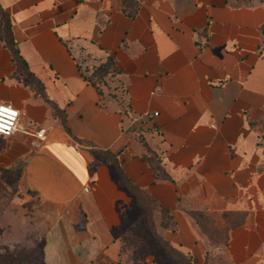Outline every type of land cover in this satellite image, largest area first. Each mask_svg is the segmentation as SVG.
<instances>
[{
    "label": "crops",
    "instance_id": "crops-1",
    "mask_svg": "<svg viewBox=\"0 0 264 264\" xmlns=\"http://www.w3.org/2000/svg\"><path fill=\"white\" fill-rule=\"evenodd\" d=\"M0 3L71 131L12 78L1 48L0 104L47 134L0 139V192L10 191L3 171L21 174L2 216L20 243L38 244L45 264H167L159 234L192 264H264V0ZM110 57L127 92L113 108L82 75ZM149 150L166 179L144 159ZM114 156L169 213L135 215L137 232L152 235L135 259L123 248L137 198Z\"/></svg>",
    "mask_w": 264,
    "mask_h": 264
},
{
    "label": "trees",
    "instance_id": "trees-1",
    "mask_svg": "<svg viewBox=\"0 0 264 264\" xmlns=\"http://www.w3.org/2000/svg\"><path fill=\"white\" fill-rule=\"evenodd\" d=\"M0 49L6 48L12 56V61L16 66V71L13 74V79L16 81L23 82L26 86H30L35 93L43 98L50 106L51 108L61 117L63 118V127L64 129L71 134V131L67 125L66 122V116L65 112L61 110L54 101H52L45 90L44 84L42 81L30 70L27 62L22 57L20 53L19 44L15 39L14 30H13V22L12 18L9 15V13L3 8V6L0 3ZM80 68V67H79ZM81 69V68H80ZM118 70L116 68V63L113 58H108L105 62L98 65L97 68H94V70L91 72L90 75H86L82 71V75L85 78V80L89 81L91 84H93L100 96L103 106H105V95L103 91L102 85L107 86L108 81H103L104 78L107 75H110L112 79L119 78L118 77ZM106 79V78H105ZM120 80V79H119ZM121 86L124 89L125 94L126 89L124 88V83L120 80ZM144 159L149 161L151 164V167L158 179H166L167 175L164 170L163 161L159 157V155L152 150H149V154H145ZM112 164L116 167L120 181L123 183V185L133 194L135 197L143 196L146 198V200L151 203V205L156 207V212H163L164 214H169L168 211H165L164 209H161L157 206L155 200H153L150 196L147 195V193L138 187H136L125 175L124 171L120 168L117 157L114 156L112 160ZM21 177L20 173H12L10 171H3L2 173V179L4 183L7 184V186L11 188H15L17 191V183ZM138 199V198H137ZM147 217H151L152 214H146ZM154 238L159 242L161 248L164 250L166 257H167V264H170L171 262L176 264H192V261L190 257L183 252L179 251L178 249L174 248L170 243H168L162 236L159 234H154ZM0 264H30L29 258L25 257L24 255L19 254L17 257L12 256L8 253L5 254V250L0 251ZM41 264H45L42 262Z\"/></svg>",
    "mask_w": 264,
    "mask_h": 264
},
{
    "label": "rangeland",
    "instance_id": "rangeland-1",
    "mask_svg": "<svg viewBox=\"0 0 264 264\" xmlns=\"http://www.w3.org/2000/svg\"><path fill=\"white\" fill-rule=\"evenodd\" d=\"M1 21V16H0ZM98 66H94V68H97ZM91 69V72L94 70ZM106 78V79H105ZM104 78L103 81L107 82L108 85H102L104 95H105V101H107V104L109 106L117 107L119 104L124 105L127 103L126 94L124 92L123 87L121 86L119 78L112 79L110 75H107ZM136 138L139 140L140 136L136 135ZM1 139V138H0ZM141 139L139 140V144L142 145ZM145 151H147L145 149ZM17 194V191L15 188H11L9 192L2 193L0 192V251L5 250V254L8 253L12 256H18L19 254L24 255L25 257L29 258L30 264H41L43 262L41 257V251L39 249V245L36 244L34 248H31L29 244L26 243H20L19 235L13 233L11 231L10 227H7L5 225V221L3 220L2 216L3 214L12 207V200L13 197H15ZM137 206L132 208V211L130 213L131 219H127L125 221V234H126V243L123 248V252L128 256L129 259H135L139 253H142L145 249V241L146 236H148L150 239L152 237L151 234L149 235H142L138 233L139 229H141V226L139 225L135 227L136 222V216L140 214H152L154 215L156 213V207L151 205L146 198L143 196L137 197ZM29 208H31L32 203H28ZM24 233L21 234V238L23 237ZM33 237V235H31ZM31 245V244H30ZM170 264H176L171 262Z\"/></svg>",
    "mask_w": 264,
    "mask_h": 264
},
{
    "label": "built area",
    "instance_id": "built-area-1",
    "mask_svg": "<svg viewBox=\"0 0 264 264\" xmlns=\"http://www.w3.org/2000/svg\"><path fill=\"white\" fill-rule=\"evenodd\" d=\"M22 117V113L15 107L0 104V138H11L15 133L22 132L39 141H45L47 138L46 131L27 127L22 123Z\"/></svg>",
    "mask_w": 264,
    "mask_h": 264
}]
</instances>
